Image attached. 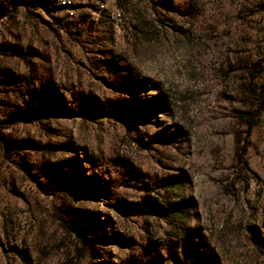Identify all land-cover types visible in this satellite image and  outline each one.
I'll return each mask as SVG.
<instances>
[{
	"label": "rangeland",
	"instance_id": "rangeland-1",
	"mask_svg": "<svg viewBox=\"0 0 264 264\" xmlns=\"http://www.w3.org/2000/svg\"><path fill=\"white\" fill-rule=\"evenodd\" d=\"M0 264H264V0H0Z\"/></svg>",
	"mask_w": 264,
	"mask_h": 264
},
{
	"label": "trees",
	"instance_id": "trees-1",
	"mask_svg": "<svg viewBox=\"0 0 264 264\" xmlns=\"http://www.w3.org/2000/svg\"><path fill=\"white\" fill-rule=\"evenodd\" d=\"M46 113L45 112H39V114H37L34 118V120H40L41 118L45 117ZM73 233H75V235L79 238V239H83V235L81 233H79L76 230H72Z\"/></svg>",
	"mask_w": 264,
	"mask_h": 264
}]
</instances>
